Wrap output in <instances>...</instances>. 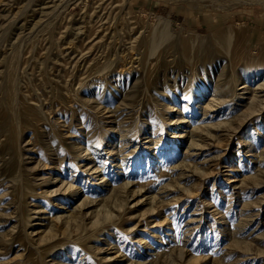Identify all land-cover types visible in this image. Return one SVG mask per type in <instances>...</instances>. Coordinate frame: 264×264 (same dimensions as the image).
Listing matches in <instances>:
<instances>
[{
  "label": "rangeland",
  "instance_id": "rangeland-1",
  "mask_svg": "<svg viewBox=\"0 0 264 264\" xmlns=\"http://www.w3.org/2000/svg\"><path fill=\"white\" fill-rule=\"evenodd\" d=\"M0 264H264V0H0Z\"/></svg>",
  "mask_w": 264,
  "mask_h": 264
},
{
  "label": "bare ground",
  "instance_id": "bare-ground-1",
  "mask_svg": "<svg viewBox=\"0 0 264 264\" xmlns=\"http://www.w3.org/2000/svg\"><path fill=\"white\" fill-rule=\"evenodd\" d=\"M12 96V95H11ZM32 111L34 112V110L32 109ZM36 113V112H35ZM193 144H197V143H193Z\"/></svg>",
  "mask_w": 264,
  "mask_h": 264
}]
</instances>
